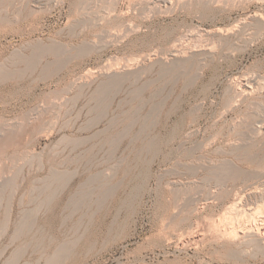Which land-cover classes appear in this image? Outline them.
I'll use <instances>...</instances> for the list:
<instances>
[{
  "label": "rangeland",
  "instance_id": "374dc122",
  "mask_svg": "<svg viewBox=\"0 0 264 264\" xmlns=\"http://www.w3.org/2000/svg\"><path fill=\"white\" fill-rule=\"evenodd\" d=\"M257 15L264 0H0V264H264V233L205 226L264 206Z\"/></svg>",
  "mask_w": 264,
  "mask_h": 264
},
{
  "label": "bare ground",
  "instance_id": "6f19581e",
  "mask_svg": "<svg viewBox=\"0 0 264 264\" xmlns=\"http://www.w3.org/2000/svg\"><path fill=\"white\" fill-rule=\"evenodd\" d=\"M181 1V0H180ZM201 1V0H200ZM184 2V1H183ZM182 2V3H183ZM259 14V13H258ZM250 18V17H249ZM254 18H256L257 20H259V21H261V19H262V16L260 15V16H256V17H254ZM255 19V20H256ZM254 20V21H255ZM264 20V19H263ZM262 20V21H263ZM261 21V22H262ZM253 22V21H252ZM261 22H260V24L259 25H261ZM259 23V22H258ZM264 24V21L262 22V25L261 26H264L263 25ZM258 25V26H259ZM260 26V27H261ZM258 28V27H257ZM262 29H263V27H262ZM261 29V30H262ZM228 30V29H227ZM212 31V30H211ZM224 31V30H223ZM229 31V30H228ZM251 31H253V29L251 30ZM255 31V30H254ZM188 32V31H187ZM190 32V31H189ZM208 32V31H207ZM227 32V31H226ZM261 32V31H260ZM213 33V32H212ZM225 33V32H224ZM258 33V32H257ZM184 34V33H183ZM189 34H191V33H189ZM207 34V33H206ZM214 34H222V29H221V27H220V29L219 28H217L216 30H214ZM256 34V33H255ZM260 34V33H259ZM202 35V34H201ZM204 35V34H203ZM227 35V34H226ZM210 36V35H209ZM222 36V35H221ZM257 36V35H256ZM186 37H187V35H186ZM252 37H253V35H252ZM182 39H183V37H181ZM195 38V37H194ZM251 38V37H250ZM180 39V38H179ZM178 39V37H177V39L176 40H179ZM187 39V38H186ZM191 39V38H190ZM219 39V38H218ZM223 39V38H222ZM256 39V38H255ZM254 39V40H255ZM216 41V40H215ZM249 41H251V40H249ZM176 42V41H175ZM187 42V41H186ZM173 43V42H172ZM182 43V42H181ZM185 43V42H184ZM192 43V42H191ZM216 43V42H215ZM220 43V42H219ZM171 44V43H170ZM222 44V43H221ZM171 45H175V43L174 44H171ZM177 45V44H176ZM175 45V46H176ZM179 45H181V44H179ZM186 45V44H185ZM207 45H209L208 43H207ZM206 45V46H207ZM216 45H217V43H216ZM169 46V45H168ZM204 46V45H203ZM178 47V46H177ZM176 47V48H177ZM199 47H200V45H199ZM230 47V46H229ZM169 48H170V46H169ZM173 49H171L170 50V52L172 51V56H173V58H174V60H176V59H178L179 58V54H178V50H180V49H175L174 47H172ZM181 48V47H180ZM184 48V47H183ZM188 48V47H187ZM194 47H192V49H193ZM212 48H213V46H212ZM214 48H216V47H214ZM223 48V47H222ZM198 49H200V48H198ZM202 49V48H201ZM210 49V48H209ZM195 50V49H194ZM197 50V49H196ZM230 50V49H229ZM228 50V51H229ZM224 51V50H223ZM182 52V51H181ZM205 52H206V50H205ZM212 52V51H211ZM231 52V51H230ZM183 53V52H182ZM182 53H181V55H182ZM188 53V52H187ZM193 53H195V52H193ZM208 54V53H207ZM209 54H211V53H209ZM186 55V54H185ZM169 56V55H168ZM183 56V55H182ZM204 56H206V55H204ZM188 57V56H187ZM162 58H164V57H162ZM181 58V57H180ZM179 58V60H181ZM152 59V58H151ZM161 59V58H160ZM185 59V58H184ZM163 60H165V59H163ZM167 60H168V58H167ZM178 60V61H179ZM188 60V59H187ZM186 60V61H187ZM177 61V60H176ZM184 61V60H183ZM162 62V61H161ZM173 62V61H172ZM192 63V62H191ZM190 63V64H191ZM179 64V63H178ZM189 64V65H190ZM184 66V65H183ZM115 69V68H114ZM111 70V69H110ZM89 71V70H88ZM109 71V70H108ZM110 72V71H109ZM106 74V73H105ZM115 75V74H114ZM112 78V77H111ZM249 78V77H248ZM247 78V79H248ZM246 79V78H245ZM250 79V78H249ZM242 80V79H241ZM237 81V80H236ZM240 81V80H239ZM252 81V80H251ZM116 82V81H115ZM237 83H238V81H237ZM240 83V82H239ZM247 83V82H246ZM252 83V82H251ZM242 85V92L245 94V93H248L249 92V88H250V85L249 84H241ZM257 85V84H256ZM230 86V85H229ZM231 86H232V84H231ZM237 86V85H236ZM239 88V87H238ZM241 88V87H240ZM258 88V87H257ZM231 89V88H230ZM240 90V89H239ZM253 90V89H252ZM236 92H238V91H236ZM234 93V92H233ZM237 94V93H236ZM240 94H242L241 92H240ZM239 94V95H240ZM249 94V93H248ZM233 96V95H232ZM241 96H243V95H241ZM247 96V95H246ZM245 97V96H244ZM234 98V97H233ZM238 98H239V96H238ZM230 99H232V98H230ZM240 99H242V98H240ZM247 99V98H246ZM229 100V99H228ZM236 100V99H235ZM233 101V100H232ZM252 102H254V100H252ZM251 102V103H252ZM256 102V101H255ZM229 104H231V102L229 103ZM257 104V103H256ZM253 106H255V104H253ZM229 107V106H228ZM251 111H253V110H251ZM257 112V111H256ZM251 115H253V113H251ZM246 116H248V115H246ZM255 116V115H254ZM244 117V116H243ZM242 117V118H243ZM240 118V117H239ZM264 118V117H263ZM247 119V118H246ZM249 119H250V117H249ZM260 119V118H259ZM241 120V119H240ZM248 120V119H247ZM261 121H262V119H261ZM234 122V121H233ZM255 122H257V121H255ZM238 123V122H237ZM244 123V122H243ZM261 123V122H260ZM264 123V122H263ZM239 124V123H238ZM257 124V123H256ZM243 125V124H242ZM246 125H248V124H246ZM234 126H235V124H234ZM258 126H259V124H258ZM261 127H264V126H261ZM250 129V128H249ZM257 129V128H256ZM262 129V128H261ZM232 130H234V129H232ZM239 130V129H238ZM253 131H254V129H252ZM244 131V130H243ZM247 131V130H246ZM252 131V132H253ZM264 131V130H263ZM235 132H236V130H235ZM234 132V133H235ZM261 132V131H260ZM242 133V131H240V133L239 134H241ZM247 133H249V132H247ZM257 133V132H256ZM259 133V132H258ZM243 134H244V132H243ZM251 134H253V133H251ZM213 135V134H212ZM256 135V134H255ZM214 136H216V135H214ZM235 136V135H234ZM247 136H249L248 134H247ZM251 136V135H250ZM257 136V135H256ZM208 137V136H207ZM213 137V136H212ZM211 137V138H212ZM245 137V136H244ZM253 136H251V138H252ZM261 137V136H260ZM10 138V137H9ZM235 138V137H234ZM250 138V139H251ZM216 139V138H215ZM255 139V138H254ZM8 140V139H7ZM11 140H13V139H11ZM209 140V139H208ZM232 140V139H231ZM230 140V141H231ZM245 140V139H244ZM248 140V139H247ZM256 140V139H255ZM202 141V140H201ZM233 141V140H232ZM259 141V140H258ZM11 142V141H10ZM211 142V141H210ZM256 142V141H255ZM6 143H9L8 141H6ZM184 143V142H183ZM199 143V142H198ZM232 143V142H231ZM240 143V142H239ZM246 143V142H245ZM252 143V142H251ZM195 144V143H194ZM200 144V143H199ZM205 144V143H204ZM256 144V143H255ZM201 145H202V143H201ZM239 146H240V144H238ZM241 145H243V143L241 142ZM248 145V144H247ZM254 145V144H253ZM199 146L200 145H198V149H199ZM203 146V145H202ZM201 146V147H202ZM244 146V145H243ZM249 146V145H248ZM252 146V145H251ZM180 147V146H179ZM192 147H193V145H192ZM235 147V146H234ZM238 147V146H237ZM196 148V147H195ZM241 148V147H240ZM187 149V148H186ZM203 149V148H202ZM212 149V148H211ZM249 149V148H248ZM192 150V149H191ZM190 150V151H191ZM238 150V149H237ZM245 150V149H244ZM228 151H230V150H228ZM233 151H234V149H233ZM241 151V150H240ZM193 152V151H192ZM202 152V151H201ZM232 152V151H231ZM242 152V151H241ZM246 152H247V150H246ZM249 152V151H248ZM204 153V152H203ZM229 153V152H228ZM239 153V152H238ZM251 153V152H250ZM193 154V153H192ZM202 154V153H201ZM200 153H199V155H201ZM244 154V153H243ZM252 154V153H251ZM245 155V154H244ZM204 156V155H203ZM248 156V155H247ZM257 156V155H256ZM254 157V158H257V157ZM200 157V156H199ZM241 157V156H240ZM243 157V156H242ZM263 157V156H262ZM205 158V157H204ZM224 158V157H223ZM223 158H222V160H223ZM236 158V157H235ZM246 158H248V157H246ZM252 158V157H251ZM250 157H249V159H251ZM186 159V158H185ZM206 159V158H205ZM211 159V158H210ZM210 159H208V160H210ZM238 159V158H237ZM248 159V160H249ZM198 160V159H197ZM232 160V159H231ZM230 160V161H231ZM242 160V159H241ZM247 160V159H246ZM253 160V159H252ZM199 161V160H198ZM206 161V160H205ZM230 161H228L229 162V164H230ZM184 162V161H183ZM186 162V161H185ZM210 162V161H209ZM228 162H223V165H224V163H225V167H226V163H228ZM233 162V161H232ZM252 162V161H251ZM258 162V161H257ZM204 163V162H203ZM207 163V162H206ZM183 164V163H182ZM208 164V163H207ZM213 164V163H212ZM220 164H221V162H220ZM219 164V165H220ZM232 164V163H231ZM184 165V164H183ZM187 165V164H186ZM203 165H205V164H203ZM233 165V164H232ZM264 165V164H263ZM189 166V165H188ZM195 166H197V165H195ZM198 166H200V164L198 165ZM211 166V165H210ZM214 166V165H213ZM217 166V165H216ZM222 166V165H221ZM224 167V168H225ZM229 167V166H228ZM232 167H234V165L232 166ZM189 168V167H188ZM193 168H194V166H193ZM196 168V167H195ZM198 168V167H197ZM221 168V167H220ZM223 168V167H222ZM227 168V167H226ZM225 168V169H226ZM231 168V167H230ZM229 168V169H230ZM201 169V168H200ZM210 169V168H209ZM225 169L224 170H222L223 171V173L224 172H227L229 169H227V171H225ZM234 169H235V167H234ZM245 170V169H244ZM244 170H243V172H244ZM185 171V170H184ZM198 170H196L195 171V173L194 174H196V172H197ZM215 171L217 172V169L215 168ZM214 171V169H213V171H212V173L213 172H215ZM231 171V170H230ZM232 171H234V170H232ZM231 171V172H232ZM240 171V170H239ZM242 171V170H241ZM240 171V172H241ZM250 171V170H249ZM248 171V172H249ZM252 171V170H251ZM259 171V170H258ZM258 171H257V173H258ZM193 172H194V170H193ZM207 172V171H206ZM236 172V171H235ZM248 172H247V174H248ZM255 172V171H254ZM221 173V172H220ZM219 173V174H220ZM252 173V172H251ZM259 173H263L262 171L261 172H259ZM258 173V174H259ZM216 174V173H215ZM214 174V175H215ZM227 174H230L231 175V173L229 172V173H227ZM238 175L240 174V173H237ZM237 174H236V176H237ZM246 173H245V176L247 175ZM258 174H256V175H258ZM207 175H210V174H207ZM216 175H218V174H216ZM224 175V174H223ZM255 175V174H254ZM254 176V177H257V176ZM54 176V175H53ZM58 176V175H57ZM206 176V175H205ZM212 176V175H211ZM210 176V181H211V178L213 177L214 178V176H212L211 177ZM233 176V175H232ZM232 176L230 177V178H232ZM236 176L234 177V178H236ZM244 176V177H245ZM61 177V176H60ZM193 177V176H192ZM196 177V176H195ZM195 177H193V178H195ZM206 177H208V176H206ZM215 177H217V176H215ZM224 177V176H223ZM227 177V176H226ZM229 177V176H228ZM247 177V176H246ZM253 177V178H254ZM55 178H57V177H55ZM219 178V177H218ZM221 178V177H220ZM238 178V177H237ZM188 179V178H187ZM205 179V178H204ZM223 179V178H222ZM225 179V178H224ZM223 179V180H224ZM227 179V178H226ZM60 180V179H59ZM199 180V179H198ZM208 180V181H209ZM218 180V179H217ZM233 180V179H232ZM247 180H248V178H247ZM246 180V181H247ZM219 181V180H218ZM241 181H243V180H241ZM245 181V180H244ZM225 182V181H224ZM176 183V182H175ZM217 183V182H216ZM215 183V184H216ZM220 183V182H219ZM255 183V182H254ZM178 184V183H177ZM192 184V183H191ZM252 184H253V182H252ZM193 185V184H192ZM197 185V184H196ZM240 185V184H239ZM181 186V185H180ZM200 186V185H199ZM218 186V185H217ZM185 187V186H184ZM245 187V186H244ZM256 187V186H255ZM172 188V187H171ZM182 188V187H181ZM236 188V187H235ZM254 188V187H253ZM184 189H186V188H184ZM183 189V190H184ZM202 189V188H201ZM219 189V188H218ZM246 189V188H245ZM231 190V189H230ZM242 190V189H241ZM185 191V190H184ZM184 191L182 192V193H184ZM191 191V190H190ZM189 191V192H190ZM202 192V191H201ZM201 192H199V193H201ZM217 192V191H216ZM187 193V192H186ZM199 193L197 194V195H199ZM175 194V193H174ZM210 194V193H209ZM223 194V193H222ZM227 194V193H226ZM236 194V193H235ZM244 194V193H243ZM177 195H178V193H177ZM177 195H175V196H177ZM190 195V194H189ZM188 195V196H189ZM206 195V194H205ZM214 194H212V196H213ZM216 195V194H215ZM220 195V194H219ZM248 195V194H247ZM250 195V194H249ZM263 195V194H262ZM186 196H187V194H186ZM193 196V195H192ZM208 196V195H207ZM228 196V195H227ZM236 196V195H235ZM261 196V195H260ZM194 197V196H193ZM202 197V196H201ZM218 197V196H217ZM221 197V196H220ZM240 197H242V195L240 196ZM175 198V197H174ZM187 198V197H186ZM195 198V197H194ZM198 198V196H196V199ZM210 198V197H209ZM213 198H215V197H213ZM238 198V197H237ZM177 199V198H176ZM190 199V198H189ZM200 199V198H199ZM198 199V200H199ZM182 200H183V198H182ZM185 200V199H184ZM197 200V201H198ZM205 200V199H204ZM207 200V199H206ZM218 200V199H217ZM238 200V199H237ZM180 201V200H179ZM192 201H194V200H192ZM225 201V200H224ZM233 201H236V200H233ZM240 201V200H239ZM189 202V200L187 201V205H189L190 203H188ZM196 202V201H195ZM206 202V201H205ZM238 202V201H237ZM245 202V201H244ZM246 202H248V201H246ZM179 203V202H178ZM183 203L185 204L186 202H184L183 201ZM214 203V202H213ZM256 203V202H255ZM258 203V202H257ZM260 203V202H259ZM264 203V202H263ZM181 204V203H180ZM179 204V205H180ZM215 204H216V202H215ZM252 204V203H251ZM173 205H174V203H173ZM182 205V204H181ZM211 205V204H210ZM239 204L238 203H236V202H232V203H230V205L228 204V206H227V208H225L226 210H223V213L222 214H220L221 215V217L220 218H218V220L217 221H206V223H207V225H205L207 228H208V231H211V232H208L207 231V234L209 233L210 235H211V233L213 234V236H215V237H217L216 239L218 240V238L219 239H222V240H226V241H228V243H229V241H234L235 239H237L238 237H241V236H244V234H247V233H249V234H251V235H246V236H252V237H255L256 239H260L261 237V235L264 233V211H263V208H264V206H263V208H262V206H259V204H258V206L256 207V208H250V206H249V208H246V207H244V206H242V205H240V207L241 208H239V206H238ZM248 205V204H247ZM260 205H262V204H260ZM184 206H186V205H184ZM204 206V205H203ZM224 206H225V204H224ZM179 207V206H178ZM177 207V208H178ZM183 207V206H182ZM244 207V208H243ZM248 207V206H247ZM175 208V207H174ZM184 208V207H183ZM246 208V209H245ZM178 209H181V207H179ZM194 208L192 207V209H190L189 211H191V210H193ZM205 210V209H204ZM179 211V210H178ZM182 211V210H181ZM188 211V210H187ZM188 211V212H189ZM225 211V212H224ZM175 212H177V211H175ZM242 212V213H241ZM180 213V212H179ZM178 213V214H179ZM258 213H260V214H263V215H261L262 216V219L261 220H259L261 223H259V224H257V226L256 227H254L255 229H253V220H255V215L256 214H258ZM176 214V213H175ZM175 214H172V216H174ZM177 214V215H178ZM246 214H247V216H246ZM176 215V216H177ZM185 216V215H184ZM257 216V215H256ZM171 217V216H170ZM210 217V216H209ZM208 217V218H209ZM212 217V216H211ZM215 217V216H214ZM173 218V217H172ZM171 218V219H172ZM188 218V217H187ZM190 218V217H189ZM202 218H204V216L202 217ZM179 219H184V217L183 218H179ZM191 219V218H190ZM212 219V218H211ZM172 220H174V219H172ZM186 220V219H185ZM198 220V219H197ZM203 220V219H202ZM201 220V221H202ZM258 220V219H257ZM176 221V220H175ZM181 221V220H180ZM188 223V222H187ZM202 223V222H201ZM205 223V224H206ZM178 224V223H177ZM197 224V223H196ZM203 224V223H202ZM201 224V225H202ZM193 226V225H192ZM203 226V225H202ZM198 227H200V226H198ZM192 228V227H191ZM197 228V227H196ZM210 229V230H209ZM190 230V229H189ZM201 230V229H200ZM200 230H193L191 233L188 231V229H187V231H188V233H190V234H188L187 233V235H189L186 239H184L183 240V243H185L184 245H186V242H199V240H202V238H203V236L204 235H206V234H203V232H200ZM206 230V229H205ZM201 231H204V230H201ZM204 232H206V231H204ZM184 233V232H183ZM182 236H185V235H182ZM245 236V237H246ZM186 237V236H185ZM184 237V238H185ZM251 237V238H252ZM264 237V236H263ZM182 238V237H181ZM180 238V239H181ZM205 238V237H204ZM242 238V237H241ZM246 238H248V237H246ZM255 238H253V239H255ZM240 239V238H239ZM244 239V238H243ZM242 239V240H243ZM252 239V240H253ZM211 240V239H210ZM238 240V239H237ZM237 240H235V241H237ZM241 240V241H242ZM245 240V239H244ZM261 240V239H260ZM225 241V242H226ZM181 242H182V240H181ZM207 242V241H206ZM216 242V241H215ZM224 242V241H223ZM245 242V241H244ZM253 242V241H252ZM251 242V243H252ZM188 243H187V245H188ZM202 243V242H201ZM209 243V242H208ZM234 243H236V242H234ZM243 243V242H242ZM246 243H247V241H246ZM260 243V242H259ZM182 244V243H181ZM212 244V243H211ZM224 244V243H223ZM223 244H222V246H223ZM236 244H238V243H236ZM250 244V243H249ZM257 244V243H256ZM261 244V243H260ZM259 244V245H260ZM225 245V244H224ZM254 245V244H253ZM190 246V245H189ZM236 246H238V245H236ZM240 246V245H239ZM257 246V245H256ZM262 246H264V245H262ZM250 247H252V246H250ZM225 248V247H224ZM242 248V247H241ZM244 248H245V246H244ZM256 248V247H255ZM258 248V247H257ZM230 249V248H229ZM234 249V248H233ZM237 249V248H236ZM219 251H220V249H218ZM244 250V249H243ZM57 251V250H56ZM55 251V252H56ZM230 251V250H229ZM234 251H235V249H234ZM54 252V253H55ZM61 251H59V253H60ZM240 252V251H239ZM59 253H57V255L56 256H58L59 255ZM235 253V252H234ZM236 254V253H235ZM238 254V253H237ZM54 255V254H53ZM231 254H229V256H230ZM225 256V255H224ZM232 256H234V254L232 255ZM242 256V255H241ZM54 257V256H53ZM52 257V258H53ZM52 258L50 259V261L52 260ZM236 258H238V256H236Z\"/></svg>",
  "mask_w": 264,
  "mask_h": 264
}]
</instances>
